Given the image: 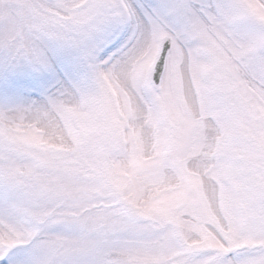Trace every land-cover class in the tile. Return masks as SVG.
<instances>
[{
    "label": "snow or ice",
    "instance_id": "1",
    "mask_svg": "<svg viewBox=\"0 0 264 264\" xmlns=\"http://www.w3.org/2000/svg\"><path fill=\"white\" fill-rule=\"evenodd\" d=\"M0 264H264V0H0Z\"/></svg>",
    "mask_w": 264,
    "mask_h": 264
}]
</instances>
